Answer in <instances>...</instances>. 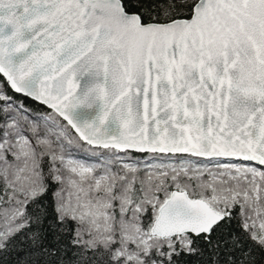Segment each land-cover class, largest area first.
I'll list each match as a JSON object with an SVG mask.
<instances>
[{"label": "snow or ice", "instance_id": "obj_1", "mask_svg": "<svg viewBox=\"0 0 264 264\" xmlns=\"http://www.w3.org/2000/svg\"><path fill=\"white\" fill-rule=\"evenodd\" d=\"M0 264H264V0H0Z\"/></svg>", "mask_w": 264, "mask_h": 264}]
</instances>
